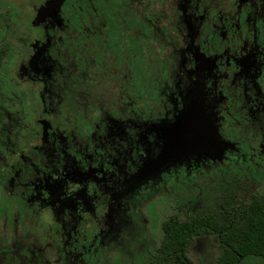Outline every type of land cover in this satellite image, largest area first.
<instances>
[{
    "label": "flooded vegetation",
    "instance_id": "af4514ba",
    "mask_svg": "<svg viewBox=\"0 0 264 264\" xmlns=\"http://www.w3.org/2000/svg\"><path fill=\"white\" fill-rule=\"evenodd\" d=\"M50 1L0 0V264H107L159 223L158 252L201 168L234 169L199 179L243 201L264 167V0ZM201 116L217 133L197 142Z\"/></svg>",
    "mask_w": 264,
    "mask_h": 264
},
{
    "label": "trees",
    "instance_id": "16d2710c",
    "mask_svg": "<svg viewBox=\"0 0 264 264\" xmlns=\"http://www.w3.org/2000/svg\"><path fill=\"white\" fill-rule=\"evenodd\" d=\"M221 185L208 184L211 191L225 192V184ZM217 200L216 206L201 208L183 219L173 214L164 222V238L157 253L166 264H195L187 250L194 237L205 234L216 235L221 244L222 253L215 264H238L253 255L264 258V192L253 195L249 202L238 201L235 195H228L223 202Z\"/></svg>",
    "mask_w": 264,
    "mask_h": 264
},
{
    "label": "rangeland",
    "instance_id": "374dc122",
    "mask_svg": "<svg viewBox=\"0 0 264 264\" xmlns=\"http://www.w3.org/2000/svg\"><path fill=\"white\" fill-rule=\"evenodd\" d=\"M209 168H201L197 170V173H193L191 176H188L190 174H187L183 178V208H181L182 211H175L174 207L172 206L175 204V201H169L167 208L164 210V207H162V213H160V216L162 218V221L164 219H169V217L174 214L178 213L180 217L186 218L188 214H191V211H187L185 207H192L195 205V200L197 196V208H205L209 205L214 206L211 204V195L212 193L215 194V197L217 199H220V201H224L227 198L226 191L225 192H218L217 189H214L218 193H215L213 188L211 191V187L213 183L210 182V179H207L206 181L200 180L199 177L204 176H213L214 177H221L225 176L226 174L237 176L238 173L230 168V170L226 167H217L215 169H212L211 171H207ZM219 170V171H218ZM216 171L217 174H216ZM230 171V173H229ZM202 173H204L202 175ZM241 173L240 175H242ZM256 175V178L251 176ZM193 176H197V184L195 183L196 180H192ZM218 186L222 187V183L225 184L224 189L228 187V183L224 180L218 181ZM210 184V186H208ZM238 191V198H242L243 201L249 202L251 197L253 195L262 194L264 192V167L259 168L258 170H253L251 172L247 173V176H243L242 182H239L236 186ZM221 190V189H220ZM218 201V200H217ZM3 206H14V204L11 202L10 199L2 200L1 201ZM0 202V204H1ZM216 203V202H214ZM196 213L201 211H195ZM147 216L149 219L152 218L154 211H146ZM27 224V223H26ZM2 221L0 220V240L2 238ZM158 238L156 241L153 240V242H149L151 244H142L139 241L134 242L130 247H128L127 251L117 252L112 251L107 253L108 261L107 264H165L160 259L159 254L157 253V247L159 245V239L163 235L162 230H160V224L158 223ZM132 228H129L128 230H125L122 235L119 237V239H123L124 242H127L128 240L133 241L132 238ZM222 253V247L221 244L214 234H205L200 237H194L189 244L187 254L188 256L193 260L195 264H215ZM105 255V254H104ZM104 257V256H103ZM238 264H264V258L260 256H247L241 260Z\"/></svg>",
    "mask_w": 264,
    "mask_h": 264
},
{
    "label": "water",
    "instance_id": "95a60500",
    "mask_svg": "<svg viewBox=\"0 0 264 264\" xmlns=\"http://www.w3.org/2000/svg\"><path fill=\"white\" fill-rule=\"evenodd\" d=\"M56 2V0H51L47 6L43 7V10H46L48 7L52 6V4ZM182 122H185V118H180L178 121V127L177 129L180 130V133L183 135V145L185 146L187 144L186 139L190 134V130L187 128H184L182 126ZM193 129V135H195V138H197V142H203L204 138L211 139L216 137L217 129L215 125L212 123L209 117L207 116H201L197 118V127H191Z\"/></svg>",
    "mask_w": 264,
    "mask_h": 264
},
{
    "label": "clouds",
    "instance_id": "9594fccd",
    "mask_svg": "<svg viewBox=\"0 0 264 264\" xmlns=\"http://www.w3.org/2000/svg\"><path fill=\"white\" fill-rule=\"evenodd\" d=\"M211 15H212V18H215V16H216V12L213 11ZM180 46L182 47L183 45H180ZM173 67H174V66H173ZM166 78H167V76L165 75V79H166ZM161 87H163V84L161 85ZM152 99L156 102L157 105L160 104V100L156 99V94H155V93H153ZM161 99H162V98H161ZM158 110H159V112H160V117H161V119H163V118H164V117H163V113H164V110H165V109H164V108H159ZM154 116H155V113H154ZM169 119L171 120V115H169ZM17 155H18V154H17ZM15 159H16V157L11 158V159L8 161V163H14V162H15ZM65 219L67 220L68 217H65ZM39 221H40V223H41L45 228H47L48 226L58 227V225H55V224H54L53 214H52V211H51L50 209H44V210H42V211L40 212V215H39ZM37 235H39V233H37ZM41 242H43V238H42ZM48 259H49V260H54L55 257H54V256H49Z\"/></svg>",
    "mask_w": 264,
    "mask_h": 264
}]
</instances>
